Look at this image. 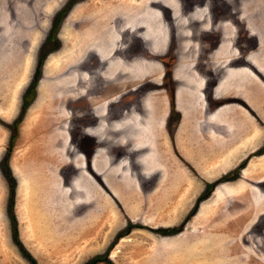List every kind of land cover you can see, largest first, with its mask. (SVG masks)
Listing matches in <instances>:
<instances>
[{
  "label": "rangeland",
  "instance_id": "rangeland-1",
  "mask_svg": "<svg viewBox=\"0 0 264 264\" xmlns=\"http://www.w3.org/2000/svg\"><path fill=\"white\" fill-rule=\"evenodd\" d=\"M165 1L79 0L51 32L67 0H0V264H30L12 225L37 264H84L95 255L105 256L96 264H264V208L226 198L234 183L214 182L226 173L201 181L193 169L175 198L169 190L151 195L158 180L139 178L141 151L132 142L149 117L146 97L166 96L168 106L173 98V109L176 98L183 110L196 70L211 82L232 58L264 63L255 51L264 37V0H191L176 24L165 9L170 40L160 41L152 23ZM37 65L40 79L22 100ZM109 106L121 116L148 114L133 133L123 132L129 125L101 133L99 111ZM169 111L166 124L160 121L171 130L178 113ZM97 152L138 175L144 199L115 198L93 168ZM182 222L178 232L158 231Z\"/></svg>",
  "mask_w": 264,
  "mask_h": 264
},
{
  "label": "crops",
  "instance_id": "crops-1",
  "mask_svg": "<svg viewBox=\"0 0 264 264\" xmlns=\"http://www.w3.org/2000/svg\"><path fill=\"white\" fill-rule=\"evenodd\" d=\"M257 43L259 48L255 50L256 54L264 55L261 50L264 48V37ZM221 48L216 49V52ZM213 52L215 53V50ZM262 59V56L259 57V60ZM232 62L228 66L224 64L222 76L211 82H208V77L198 75L196 70V88L192 87L190 97L184 96L183 110L177 109V100H174V110L178 113L174 129L168 130L167 127H162L161 123L163 121L166 124L169 110L166 96L160 99L153 97L150 101L145 98L149 102V114L145 111L142 114L134 112L132 116H121L112 111L110 106L101 107L99 114L103 117L100 121L98 119L99 125L101 123V133L108 131L106 127L109 126L121 131L127 125L129 126L123 132L129 134L130 130L133 133L136 129L134 125L142 123V119L148 114L146 122L137 127V136L132 142L137 146L135 149L141 151L137 149L139 154L136 165L141 167L139 178L158 180L157 186L150 190L151 195L159 190L160 195H163L165 190H169L168 196L175 198L181 191L184 192V177L188 179L195 176L188 172L189 169L201 172L203 177L196 172L200 180L203 178L208 181L233 170L243 159L249 158L235 179L225 181L227 184L234 183L233 190L228 193L224 189L223 193L226 198H235L242 207H248L251 199L257 209L264 208V191L259 187L264 182V153L256 154L264 144V63L236 65L233 58ZM100 139L104 140L103 137ZM97 153L92 160H97L99 167L93 168L115 198L122 197H119L122 204L126 201L127 194L131 195L133 200L144 199L138 175L135 174L133 177L136 178H133L127 169H121L122 166L115 163L111 164L107 154ZM88 178L92 190L99 191L98 185L93 186L94 182ZM174 179L179 180L174 182ZM251 186L256 190H249ZM249 192L254 195V199ZM128 214L131 215L132 212ZM166 214L169 218L170 215L167 212Z\"/></svg>",
  "mask_w": 264,
  "mask_h": 264
},
{
  "label": "trees",
  "instance_id": "trees-1",
  "mask_svg": "<svg viewBox=\"0 0 264 264\" xmlns=\"http://www.w3.org/2000/svg\"><path fill=\"white\" fill-rule=\"evenodd\" d=\"M77 1L79 0H67V2L65 3V5L63 6V8L61 10L58 11V16L57 18L54 20L50 30L52 32V30L55 28V25L58 21V18H62V17H65V15L68 13V11L70 10V8L75 4L77 3ZM41 62V61H40ZM41 74L40 70H39V66L37 65L36 66V69H35V72L32 76V79L29 83V85L26 87V89L24 90V94L22 96V100L26 97H30L33 90H34V87H35V83H36V79L39 81L40 78L39 75ZM37 81V83H38ZM27 102H24L23 101V109L25 108V106L27 105ZM170 102L173 103V98H170ZM172 108H173V105H172ZM22 109V110H23ZM21 110V113L22 114V111ZM22 115H20V117L18 119H16L14 122H16L17 120H20ZM13 127V125H12ZM264 148V146L262 147ZM88 154V152H86ZM85 154V155H87ZM88 156V155H87ZM89 158V157H87ZM241 169V166L240 167H236L233 169V171L231 173H226V175H223L221 176L219 179L215 180L214 182H225V181H228L227 179H235L237 176H238V173H239V170ZM9 169L7 167V163L4 161L3 162V165H2V172L3 174H5V176L7 178L10 177V174H9ZM215 183L211 184V186H213ZM10 188H11V184H10ZM9 208V207H8ZM13 221V220H12ZM183 222L182 224L176 226V227H170V228H161V229H158V231H161V232H168V233H175V232H178L182 227H183ZM12 238L14 239V242L15 244L19 247L21 253L25 256V258L30 262V264H37L35 259L21 246V244L18 242V235H17V229L15 227V225H12ZM104 261L105 260V256L104 255H95L93 256L92 258L88 259L84 264H96L98 261Z\"/></svg>",
  "mask_w": 264,
  "mask_h": 264
},
{
  "label": "flooded vegetation",
  "instance_id": "flooded-vegetation-1",
  "mask_svg": "<svg viewBox=\"0 0 264 264\" xmlns=\"http://www.w3.org/2000/svg\"><path fill=\"white\" fill-rule=\"evenodd\" d=\"M172 2H175V3L173 4ZM188 2L191 3V0H180L179 2H178V0H167L165 2H162V6H164V8L161 7L160 9H157L156 10V12L159 15L156 18V20L154 21V23H152V21H151V23H152L153 27L160 33V35H159V37H160L159 40L160 41H162L163 38L164 39L166 38L165 40H168V41L170 40V37H169V28H171V26H169V24H170L169 21L166 20V14H165L166 13V10L165 9H167L169 11V12L167 11V13H169V15H170V17L172 19V22L174 24H176V22H178V20L180 19V17H182V12H181L182 8H181V5H184L185 3L188 4ZM192 3H194V2H192ZM149 7H150V9H154L152 5H150ZM194 15H195V13H194ZM187 20H188V18H187ZM167 44L170 47L171 41L170 42H167ZM146 49L148 50L147 47L140 48L139 50L138 49H135L133 53L138 52V51H144L145 52ZM131 50L132 49H130V51ZM172 105H173V103L170 102V105H169V107H170V112L169 113L170 114L169 115H172V114L175 113L174 112V109L172 108Z\"/></svg>",
  "mask_w": 264,
  "mask_h": 264
},
{
  "label": "bare ground",
  "instance_id": "bare-ground-1",
  "mask_svg": "<svg viewBox=\"0 0 264 264\" xmlns=\"http://www.w3.org/2000/svg\"><path fill=\"white\" fill-rule=\"evenodd\" d=\"M202 217V216H201ZM199 218V217H198ZM197 221V220H196ZM198 221H199V219H198ZM200 223V222H199Z\"/></svg>",
  "mask_w": 264,
  "mask_h": 264
}]
</instances>
